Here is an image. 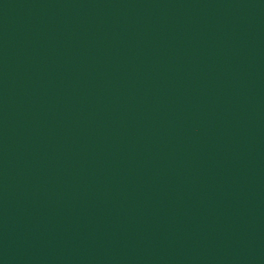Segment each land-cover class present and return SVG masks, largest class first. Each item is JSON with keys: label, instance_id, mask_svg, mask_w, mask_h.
<instances>
[{"label": "water", "instance_id": "obj_1", "mask_svg": "<svg viewBox=\"0 0 264 264\" xmlns=\"http://www.w3.org/2000/svg\"><path fill=\"white\" fill-rule=\"evenodd\" d=\"M0 264H264V0H0Z\"/></svg>", "mask_w": 264, "mask_h": 264}]
</instances>
